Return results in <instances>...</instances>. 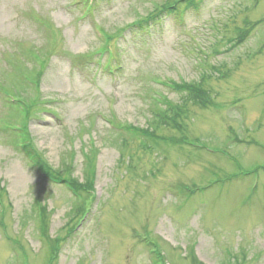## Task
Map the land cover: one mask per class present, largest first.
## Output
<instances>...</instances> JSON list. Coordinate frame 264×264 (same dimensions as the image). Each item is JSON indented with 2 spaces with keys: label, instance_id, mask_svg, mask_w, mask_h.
<instances>
[{
  "label": "rangeland",
  "instance_id": "obj_1",
  "mask_svg": "<svg viewBox=\"0 0 264 264\" xmlns=\"http://www.w3.org/2000/svg\"><path fill=\"white\" fill-rule=\"evenodd\" d=\"M0 190V264H264V0H0Z\"/></svg>",
  "mask_w": 264,
  "mask_h": 264
},
{
  "label": "trees",
  "instance_id": "obj_2",
  "mask_svg": "<svg viewBox=\"0 0 264 264\" xmlns=\"http://www.w3.org/2000/svg\"><path fill=\"white\" fill-rule=\"evenodd\" d=\"M27 113L28 112H26V114L24 115L25 118H26ZM172 122H175V121L173 120ZM23 133H24V126H22V129L20 128V133H19V134H21L20 139H21L22 149L25 151V153L31 159V161L34 164H36L44 172L45 175H47L53 181L61 180L62 182L68 184L69 187H71L72 190L75 191L76 193H78L79 190L88 191L91 188V187H88V186H90V171H88V173H87L88 175L86 177L87 179H85V180H87L88 186L83 185L80 182H77V180H75L74 178L64 177L62 174L59 175L54 170V168L51 166V164L48 163L45 159H43L42 156L40 155V153H38V151L36 150V148L33 144V141L30 139V137L27 135V133H26V137L23 135ZM88 182H89V184H88ZM2 191L4 192V190H0V199L1 200H3V192ZM38 205H41V203L38 202ZM78 209H81L82 210L81 213H84L82 207L79 206ZM39 217H40V221H41L40 232L46 233L47 232L46 209L44 207H40ZM54 243H56V240ZM155 252H157V251L155 250ZM158 253L159 252H157V257H158Z\"/></svg>",
  "mask_w": 264,
  "mask_h": 264
},
{
  "label": "bare ground",
  "instance_id": "obj_3",
  "mask_svg": "<svg viewBox=\"0 0 264 264\" xmlns=\"http://www.w3.org/2000/svg\"><path fill=\"white\" fill-rule=\"evenodd\" d=\"M43 131V130H42Z\"/></svg>",
  "mask_w": 264,
  "mask_h": 264
}]
</instances>
